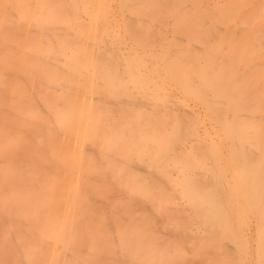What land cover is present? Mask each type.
<instances>
[{
    "label": "rangeland",
    "instance_id": "1",
    "mask_svg": "<svg viewBox=\"0 0 264 264\" xmlns=\"http://www.w3.org/2000/svg\"><path fill=\"white\" fill-rule=\"evenodd\" d=\"M145 84L153 97L134 94ZM232 93L264 113V0H0V264H214L205 239L188 235L204 233L198 214L184 216L175 197L185 175L167 172L173 164L155 161L142 139L168 136L170 150L186 147L203 167L204 138L214 159L228 142L200 98ZM210 115L227 118L219 106ZM151 117L158 128L142 133ZM121 128L134 138L117 147ZM76 130L91 150L67 137ZM136 151L160 173L141 174ZM141 178L161 219L130 188Z\"/></svg>",
    "mask_w": 264,
    "mask_h": 264
},
{
    "label": "bare ground",
    "instance_id": "2",
    "mask_svg": "<svg viewBox=\"0 0 264 264\" xmlns=\"http://www.w3.org/2000/svg\"><path fill=\"white\" fill-rule=\"evenodd\" d=\"M72 35H74V30H70ZM173 69V66H171ZM94 71V69H90V72ZM137 75L142 77L140 74V70H138ZM204 72H201V76H205ZM173 79L175 78L172 76ZM206 81V76L203 78ZM104 78L103 77H98V81L101 83H104ZM117 81V82H116ZM113 82V83H112ZM111 82L112 87H117L119 85V80L113 79ZM178 83L183 87L185 92L189 93L190 95H198L199 90L195 89L193 86L186 85V82L182 77L178 78ZM148 84H145L144 87H142V90L138 91L135 90L134 94L141 96L142 93L145 94L147 97H153V93L151 92V88H148ZM234 92V91H233ZM84 94L89 97L91 92L88 89L84 90ZM121 94V93H120ZM133 94L131 93H125L124 98L120 99V101H124L125 103H131L132 101L129 99L130 96ZM121 96V95H119ZM153 99H148L146 100V105L149 108L153 105L156 106L158 109V113H165L164 118L169 119L170 123L172 122V118L175 119V114L173 113L172 116H168V109L167 105L162 103V102H155L152 101ZM109 101L111 105L117 103L118 99H115L113 97L109 98ZM200 101L203 102L204 108H206L205 114L203 115L204 118H209L211 121H214L216 124V127L220 130L221 136L223 138H229L231 139L232 145H233V154L234 156H238L242 152L238 151L237 147L239 144H242L241 138L242 135L240 133L241 128L244 127V125L240 122L237 117H234V119H228L225 118L226 120L222 121H215V117L210 115L211 112H216L217 107L219 106L223 112L226 114H231L233 116H238L239 114L243 113L244 111H247L242 108V104L236 97V94L232 93L231 95L225 94L224 99L218 100L211 98V95L209 98H200ZM186 100H181L178 101L176 106H179L181 108L186 107ZM137 107L142 106V104L139 102L135 103ZM150 111H153L150 108ZM172 111V110H171ZM193 115V122L197 125L201 123V115L197 114L195 111H192ZM136 113V112H135ZM156 113V112H155ZM155 113L153 116H155ZM210 113V114H209ZM136 117L140 116L138 113H136ZM249 117V122H250V127L251 129H254V133L256 134L254 136V141H253V148L259 152L261 155V158L258 159V163L253 166L252 162L249 161L248 164L244 167H242L239 172L235 173L234 177L239 180L241 179V174L244 175L246 174L248 177L252 178L254 176L257 180H260L257 182L258 187L255 188V192L259 193L264 190V180L261 179L260 177L264 178V137L258 136V132L260 131L258 126H263L261 123L259 124L257 119L254 117L256 116L255 113H250L247 115ZM153 117L150 119L143 120L139 124V129L142 133L145 131H154L158 127L155 125L154 120H152ZM97 116L94 117V119L91 120L92 125H96L98 122ZM162 127H164V124H161ZM185 128V127H184ZM114 134H119L120 139H115L116 141V146L120 145H125L127 142H120V140L125 137V135L129 136L130 138H134L132 135V132L130 130H123V128L117 130ZM197 134V133H196ZM67 137L72 141L76 143H80L85 147L86 149L91 150L93 145L89 143L86 140L82 139L81 132L79 130H76L74 132H69L67 133ZM141 137V136H140ZM142 141L144 143H151V145H148V149L152 151V154L149 156H156L155 161L160 162V163H172L173 166L167 169V172H176L179 174H184L185 179L182 180L179 177H176L175 181L176 183L174 184V187L176 189H180V192H177V195L175 197L179 198L180 200L186 202V205H184L185 208H182L181 212L183 213L184 216L191 217L192 215L198 214V217H195L192 219L195 221L197 224H201L202 226H198L203 230V234H190L192 238L195 240L198 239H205L211 238L212 236H216L217 240L220 241L222 238H226L230 240L228 241L231 243L230 245L232 246L233 253L236 254L238 251H243L244 247L241 246L242 244L239 243V241L242 242V236L241 232L239 234H233V237H229L228 233L229 230L231 229V225L234 223H238L239 225H244L246 220H249L250 217H253V212H252V207L251 205L246 206V209L243 211L244 208V203L245 201L243 199H238L235 195L232 194L230 191V186L231 184L229 182H222L219 181L220 179L223 178V170L220 167L221 164V155L220 152H217V162L219 166L213 171V178L215 183L213 184L214 187H209L205 185V178L209 176V170L208 166L204 162V165L202 167L201 165V160L197 158L190 150H188L184 146H178L177 152H179V155L175 152V150H170L167 145L170 144V138L168 136H163V137H158V138H152L148 136H144ZM203 147L205 152V158L206 161L210 159V155L213 156L211 147H210V142L208 138H204L203 140ZM241 147V146H240ZM135 148H138V145H135ZM94 150V149H93ZM148 152V150H146ZM181 151H183L181 153ZM101 152V151H100ZM98 153V155L100 154ZM196 153V151H194ZM112 155L111 153H109ZM101 155H99L100 158ZM134 164L139 165V169L141 171V174L145 175L148 177L149 175H156L157 171L160 173V169H156L153 165L152 167H149L146 162H144V155L140 152H135L134 154ZM247 164V163H246ZM207 166V167H206ZM195 175L201 174L203 177V182L202 180H199L198 178L196 179L194 177ZM251 180V179H250ZM149 180L146 178H141L137 180V185L136 186H131V190H136L140 192L141 194L138 196L139 199H141L142 203L148 207L149 210H151L153 213H158L159 218L162 216L161 214V203L157 202L154 200V198L149 197L148 193L150 191V185H149ZM230 185V186H229ZM238 185V184H237ZM241 186V184H240ZM239 187V191H244L245 188ZM173 187V190H174ZM175 189V190H176ZM238 195V193H237ZM67 200L70 199L68 195H66ZM242 198V197H241ZM258 210V209H256ZM239 213V215H238ZM242 215V217H240ZM166 218V221L168 220L167 216H164ZM123 219H127L126 217H123ZM161 219V218H160ZM243 227V226H241ZM127 231L120 232V236L125 237ZM184 237V235H183ZM128 239H131L129 237ZM245 243L248 244V242L245 240ZM153 253L157 255V253ZM71 254V253H70ZM126 258H129V261H131V257L128 253L125 254ZM160 263V261H159ZM218 264V263H216ZM239 264H247L245 263V259L241 258L239 259Z\"/></svg>",
    "mask_w": 264,
    "mask_h": 264
},
{
    "label": "crops",
    "instance_id": "3",
    "mask_svg": "<svg viewBox=\"0 0 264 264\" xmlns=\"http://www.w3.org/2000/svg\"><path fill=\"white\" fill-rule=\"evenodd\" d=\"M223 113L228 119H234V117H237V119H239L244 125L240 131L242 135V144H239L237 147L238 151L242 152L241 150H243L244 154L240 153L237 157L234 156L232 150L233 145L229 138H227V149L224 148V143L220 144V167L223 170V178L219 181H222L223 183L229 182L231 184V186H229L232 194L238 199H243L245 201L243 211L246 209V206L251 205L254 215L253 217H250L249 220H246L244 225H239L238 223L232 224L228 233L229 237H233V234H239L241 232L242 242L239 241V243L244 247L243 251H238L234 254L232 246L230 245L231 243L228 242L230 238H222L218 241L216 236H212L211 238L206 237L204 241L205 262L211 261V263L214 264H239V259L244 258L245 263L247 264H264V190L259 193L254 191L255 188L258 187L257 182L260 181L254 176L250 178L246 174H241V179L239 180L234 177V174L239 172L242 167L249 165V161L255 166L258 163V159L261 158L259 152L253 148L254 136L256 134L254 133V129H251L249 126L250 122L247 115L255 113L256 116L254 118L259 120V124L261 123V125H263L262 127L258 126L260 131L257 135L264 137V113L262 114L259 111H244L238 116L226 114L225 112ZM215 156L214 159L212 155H210V159L206 161L209 176L205 178V185L209 187H214L213 184L215 181L211 177L214 176L213 171L219 166L216 159L217 155ZM260 178L264 180V178ZM238 186L246 188L244 191H239ZM240 217H242V215ZM245 240L248 244L245 243Z\"/></svg>",
    "mask_w": 264,
    "mask_h": 264
}]
</instances>
